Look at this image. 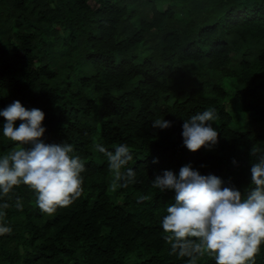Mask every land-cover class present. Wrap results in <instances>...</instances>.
I'll use <instances>...</instances> for the list:
<instances>
[{"label":"trees","instance_id":"trees-1","mask_svg":"<svg viewBox=\"0 0 264 264\" xmlns=\"http://www.w3.org/2000/svg\"><path fill=\"white\" fill-rule=\"evenodd\" d=\"M229 95L243 129L232 123ZM17 100L44 112L45 143L74 146L83 195L46 216L32 192L15 189L0 264H188L163 239L174 193L152 180L190 164L242 193L251 187V150L264 155V0H0V110ZM208 108L217 143L193 153L183 123ZM157 118L171 127L152 128ZM4 122L0 155L13 147ZM94 142L110 151L127 144L135 182L110 191ZM141 195L149 199L138 203ZM255 264H264V245Z\"/></svg>","mask_w":264,"mask_h":264},{"label":"clouds","instance_id":"clouds-1","mask_svg":"<svg viewBox=\"0 0 264 264\" xmlns=\"http://www.w3.org/2000/svg\"><path fill=\"white\" fill-rule=\"evenodd\" d=\"M0 117L5 121L3 138L13 145L0 155V200L4 201L0 203V236H4L12 233L4 217L15 189L26 187L41 213L52 216L83 195L85 164L74 154L72 144L44 142L45 114L40 109L28 110L17 100L0 110ZM216 119V110L208 108L185 120L184 146L195 153L215 145L218 133L212 122ZM151 126L167 129L171 123L157 118ZM94 148L107 160L110 191L126 189L135 182L136 172L127 167L133 161V150L127 144L113 145L114 151H110L94 142ZM259 151L256 147L251 150L258 158L251 166V187L244 193L224 186L215 175H201L190 164L181 167L178 176L172 171L155 176L153 189L174 193V203L167 206L161 220L169 255L187 258L188 264H197L205 256L215 264H255L264 245V155L258 156ZM148 199L141 195L137 202ZM15 207L22 209L18 197Z\"/></svg>","mask_w":264,"mask_h":264},{"label":"rangeland","instance_id":"rangeland-1","mask_svg":"<svg viewBox=\"0 0 264 264\" xmlns=\"http://www.w3.org/2000/svg\"><path fill=\"white\" fill-rule=\"evenodd\" d=\"M161 11L165 10V6L160 7ZM223 87L226 90H232L234 88V82L230 80H225L223 81ZM228 113H230V116L232 117V123L233 125L238 128V129H243L246 120L244 119V115L241 113V111L238 109L236 102L234 101L232 95H229L227 99V104H226Z\"/></svg>","mask_w":264,"mask_h":264}]
</instances>
